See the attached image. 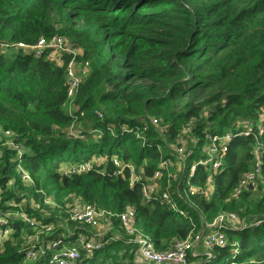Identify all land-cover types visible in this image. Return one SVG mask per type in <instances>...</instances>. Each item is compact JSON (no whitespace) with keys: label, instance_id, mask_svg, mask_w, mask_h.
<instances>
[{"label":"trees","instance_id":"16d2710c","mask_svg":"<svg viewBox=\"0 0 264 264\" xmlns=\"http://www.w3.org/2000/svg\"><path fill=\"white\" fill-rule=\"evenodd\" d=\"M54 36L80 48L90 64L72 116L63 109L65 65L22 50L0 54V126L14 134L13 147L0 151V210L21 194L32 195L40 208L25 211L42 223L11 220L15 233L0 264L23 261L26 235L45 242L65 233V226L105 243L112 234L94 239L90 228L67 223L63 200L69 195L115 215L113 229L122 235L117 216L135 208V227L158 251L206 235L219 215L237 214L240 224L223 229L227 245L214 248L215 259L208 262L200 254L190 261L264 264V187L232 198L253 169L256 151L264 183V0H0V43L33 46ZM187 129L197 141L190 162L200 159L206 135L229 137L219 170L199 167L190 175L186 169L174 179L161 168L175 160L174 147ZM96 157L107 159L103 170L62 173ZM111 158L133 166L141 182L131 187L128 169L118 176ZM18 162L43 195L24 187ZM190 177L194 186L212 179L217 188L209 199L194 196L186 205ZM154 181L158 190L148 200L143 186ZM165 193L187 216L163 199ZM45 197H53L61 210L45 205ZM47 224L55 230L40 233ZM124 238L106 245L98 263L142 264L137 244L126 245ZM95 262L81 250L78 264Z\"/></svg>","mask_w":264,"mask_h":264},{"label":"built area","instance_id":"2783aa9c","mask_svg":"<svg viewBox=\"0 0 264 264\" xmlns=\"http://www.w3.org/2000/svg\"><path fill=\"white\" fill-rule=\"evenodd\" d=\"M14 50H22L24 53H32L35 58H46L48 61L57 64L58 66L65 65L66 67V85H67V101L65 102L63 109L67 115L72 116L75 112V99L79 92L82 82L90 74V64L87 61H83V51L74 47L69 41L60 36H54L50 39H41L33 46L25 44H9L0 43V54H11ZM65 57H68V61H65ZM152 123L158 126L159 123L153 120ZM188 131V129H187ZM186 130L184 131V133ZM80 133H76L74 136L78 137ZM14 134L4 127L0 126V141L12 139ZM208 139V143L205 145L207 149L202 148L200 152V159L191 161V151L188 155L181 147L182 143L179 142L174 147L175 160L164 161L161 168L169 170L173 167L174 163L180 162L183 166L182 172L188 169L190 175H194L199 167L210 168L213 171L219 170L223 161V155L225 152L224 143L229 141V137L217 138L210 134L205 137ZM13 147V144H12ZM196 148V147H195ZM160 150L161 147H158ZM193 150V149H192ZM115 167L116 174L124 177L125 170L129 171L130 186L141 182V177L138 176L134 170V167L124 166L118 159L111 158L110 160ZM106 158H93L91 161L82 164L80 166L70 167L62 170L65 176L87 173L93 169H102L107 163ZM16 167V172L19 175L21 182L26 181L32 184L34 182L31 174L22 166L20 162ZM263 161L261 155L256 151L255 164L251 171L245 173L239 180L236 188L232 192V198L238 199L244 194L256 193L259 191L261 185L264 187L262 176ZM103 170V169H102ZM159 178V174L155 179ZM153 183L151 188L150 184L143 186V193L145 197L150 200L152 191L158 190L157 183ZM23 184V182H22ZM25 187V186H24ZM216 185L212 179H209L208 184L205 187L194 186L191 181V177L187 180V187L184 190L186 205H192L191 198L199 196L200 198L209 199L216 189ZM38 194L43 195V191H39L36 188ZM2 190L0 188V202L2 198ZM178 194V193H177ZM75 196V195H74ZM181 196V194H178ZM20 198L10 200L6 202L4 210H0V254L4 251L6 242L12 239V235L15 230L9 226V222L14 219L22 221L27 226H39L42 225L39 221L31 219L26 213L25 209L28 206V195L21 194ZM76 197V196H75ZM49 198H44V204L50 205ZM53 198V197H52ZM34 199V198H33ZM163 199L172 204L173 209H177L183 217L187 216L184 208H181L177 204L176 200L170 198L169 194L165 193ZM24 202H23V201ZM35 200V199H34ZM40 208V206H39ZM66 214V213H65ZM48 215V214H47ZM46 215V216H47ZM137 211L133 207H129L123 214L117 216L120 222V228L123 234L119 231L111 233L110 237L105 243L90 242L85 236H76L74 230H70L68 226L65 229V233L45 242H40L37 236L26 235L24 242L27 247L25 256L21 263L9 262L5 264H26L29 261H47L48 264H78L81 259V250L86 252L88 258H93L95 254L101 253L104 247L112 242H117L125 237L126 245L130 243L137 244V258L142 264H196L190 261V258H196L200 256V247L204 249V256L207 261L215 259L214 248H224L227 245V237L223 229L227 226H235L240 224V219L237 214L228 213L219 215L213 223L207 225L210 231L206 235L197 237L193 242L188 240L176 242L175 245L163 251H158L154 248L149 238L144 236L134 225L136 220ZM115 215L98 210L95 206L85 203L81 198L76 197L70 210L67 213V223H75L88 228H95L102 221L108 223L111 227L113 222L111 219ZM55 230L53 225H45L42 228L43 234H50ZM29 248V250H28ZM99 264V263H98Z\"/></svg>","mask_w":264,"mask_h":264},{"label":"rangeland","instance_id":"374dc122","mask_svg":"<svg viewBox=\"0 0 264 264\" xmlns=\"http://www.w3.org/2000/svg\"><path fill=\"white\" fill-rule=\"evenodd\" d=\"M100 133L98 134H94V137L92 139H96L97 136H99ZM189 131H186L184 133V136L181 137L180 142L182 143V148L184 149L185 153L188 155L193 148L196 147L197 141L196 139H194L193 137L189 136ZM12 144H13V138L12 139H7V140H1L0 141V151L3 152L5 149L7 148H12ZM204 149H207V147L205 146ZM183 166L180 164V162H176L174 163L173 167L170 168L169 170L171 171V174L173 175L174 179H177L180 175V172L182 171ZM23 185L30 190V192L36 191V186L34 187L32 184L23 181ZM151 188H153L152 186L153 183H149ZM76 199V197L74 195H69L66 198H64L63 202L65 203V210L64 212L68 213V211L70 210L71 205L73 204L74 200ZM23 201V200H22ZM50 201V205H48L51 209H56V210H61L60 206L57 204V201L54 198H49ZM24 202V201H23ZM26 202H28V208H32L34 210H38L39 209V204H37L35 202V200L33 199V196L30 195L28 197V199L26 200ZM63 226V224H58L57 227L61 228ZM66 228V226H65ZM89 231L93 234L92 237L94 239H97L96 237L99 238H104L106 236H108L111 233H114L115 230L113 229V226H109L107 222L102 221L98 226H96L95 228H90ZM94 241V240H93ZM200 254H204V249L202 247H200L199 250ZM95 258H97V262H95L94 264H98V258L101 256L99 254H95L94 255ZM91 259V258H90ZM33 262H37V260L35 261H29L26 262V264H33ZM137 262L141 263L138 258H137Z\"/></svg>","mask_w":264,"mask_h":264},{"label":"bare ground","instance_id":"6f19581e","mask_svg":"<svg viewBox=\"0 0 264 264\" xmlns=\"http://www.w3.org/2000/svg\"><path fill=\"white\" fill-rule=\"evenodd\" d=\"M197 237H195L196 239ZM195 239H192L191 237H188L186 240L190 241V242H193Z\"/></svg>","mask_w":264,"mask_h":264}]
</instances>
